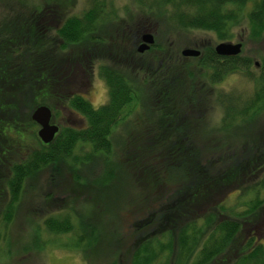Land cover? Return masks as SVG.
Returning <instances> with one entry per match:
<instances>
[{
	"label": "trees",
	"instance_id": "trees-1",
	"mask_svg": "<svg viewBox=\"0 0 264 264\" xmlns=\"http://www.w3.org/2000/svg\"><path fill=\"white\" fill-rule=\"evenodd\" d=\"M135 1L145 6L146 15L142 14L139 22L131 26L121 19L122 26H114L119 17L103 0H90L91 6L81 14L71 12V4L65 7L59 0H38L28 9V2L21 0L20 7L7 6L8 11L22 10L0 19V203L5 208L2 215L6 221L11 219L16 206L13 204L17 203L26 179L33 170L47 164L65 161L74 165L73 169L80 164L86 170L85 180L96 185L108 183L116 168L117 175L123 178H152L160 182L156 187L159 189L144 204L145 224L130 233L134 251L131 264H158L162 261L156 251L165 249L169 259L175 257L180 264H264V237L259 239L251 231L263 222V217L258 218V209L264 206V134L245 128L237 130L229 120L233 108L242 115L264 108V57L256 66L248 56L219 55L213 44L203 42L191 45L200 50L199 55L185 57L173 51L163 32L164 28L177 35L212 31L219 40L229 39L232 29L241 23L244 6L253 1L246 15L247 38L259 41L264 34V0ZM148 30L153 32L154 42L138 53L136 42ZM253 65L258 69L256 76L251 74ZM191 66L205 69L210 84L234 73L248 76L251 82L254 77V88L244 104L238 100L235 107L230 103L231 96L222 98L226 120L223 121H228L230 127L228 137L238 140V150L233 147L236 144L225 142L218 148L217 153L222 154H202L192 142L191 119L188 111L183 110L198 100ZM94 68L107 87L106 102L97 106L81 91L94 75ZM29 97L27 105L25 100ZM178 97H182L181 103ZM37 104L47 105L52 116L57 106L74 110L85 119V124L60 126L49 143H42L33 134L39 147L32 149L26 160H14L12 150L22 146L23 141L12 132L25 133L28 126L37 125L30 118ZM130 114L135 116L130 126L135 133L128 136L125 145L116 139L115 132L116 127L129 124L133 119ZM141 122L154 127H133ZM152 136L157 141L153 144ZM84 144L90 150L69 161L73 149H82ZM122 146L123 157H113L112 153ZM160 169L166 178H161ZM232 191L237 196L250 191L252 196L229 207L225 202ZM109 208L104 207V212H109ZM77 216L82 235L73 245H63L90 257L92 230ZM43 223L54 236L75 230L68 212L56 211L45 217ZM208 231L203 244L198 236ZM164 237L167 243L162 246ZM94 238L97 240L98 236ZM106 244L104 251L114 253L112 237Z\"/></svg>",
	"mask_w": 264,
	"mask_h": 264
},
{
	"label": "rangeland",
	"instance_id": "rangeland-1",
	"mask_svg": "<svg viewBox=\"0 0 264 264\" xmlns=\"http://www.w3.org/2000/svg\"><path fill=\"white\" fill-rule=\"evenodd\" d=\"M21 1L25 3L28 2V7L26 9L30 8L29 6L31 5L35 6L38 2V0ZM59 1L64 3L65 7L71 4V12L75 14H81L83 11H86V8L91 6L92 2H89L90 0ZM103 1L108 2V6L112 8V13L119 17L115 22H113V20L110 22H113L114 26H122L123 23L120 25L119 19L126 21L124 24L131 26L141 19L142 14L146 15L145 6L141 7L135 0ZM21 5L20 0H0V19L6 14L13 15L14 13H20L19 11L22 10L16 9L15 11H8L7 6L20 7ZM252 6L253 1L246 3L241 12V23L239 26L232 29V35L229 39L219 40L212 31L202 32L195 30L187 34L177 35L173 33L172 30L164 28L163 32L167 41H170L173 51H178L179 53L183 47L199 44L200 42L204 44H213V46L220 41H229L232 43L241 42L242 49L240 54L250 57L251 62L258 64V61L264 57V34L259 41L247 38L249 23L247 22L246 15L247 12L251 10ZM39 25L42 27L40 29H43V22L40 21ZM146 26H148L147 23ZM143 33L144 32L140 35L142 36ZM141 36L139 37V41L136 42V46L142 42L140 41ZM125 45L127 46L128 44L125 43ZM256 66H251V74H253V76L257 75L258 69ZM191 68L190 70H192L194 74L193 79L196 85L195 87L197 88L198 100H200H197L192 107L189 108L186 106V108L183 109L185 112L188 111V116L191 119L189 132L193 139L192 142L197 144L202 154L204 151L222 154L217 152L218 148L221 147L219 145L225 142L230 143V145L236 144L233 147L235 150H238V140L233 137H228L230 127L227 125L228 121L224 122L226 120L223 119L225 109L223 107L222 98L226 95L231 96L233 103H230L234 106L237 104L238 100H240L239 102L243 101L244 104L246 96L251 95L254 88V77L251 82L248 76L234 73L228 75L217 84H210L205 69L195 66H191ZM94 70V75L91 80L84 85L81 91L86 99L94 106H97L106 102L107 87L103 79L99 77L97 68H94ZM30 99L29 97V99L25 100L27 105ZM170 99L172 98H169V101ZM178 100V103H181L182 97H178ZM38 105L40 104L36 106ZM55 110L56 112H53L52 121L54 124L59 125V127L62 125L80 127L85 124V119L74 110L60 106H57ZM229 113V120H231L234 128L237 130L245 128L248 131L256 130L259 131V134H264V108L248 115H242L240 112L236 111L235 108L230 110ZM129 117L133 118L129 121V124L116 127L115 132L117 136L116 139L120 140L121 143L125 142V145L128 136L135 133L134 130L130 131V126L135 116L130 114ZM245 122L246 124L244 125ZM149 126L150 129L154 127L152 124L147 125L145 123L143 124V122L133 127L136 129H145ZM37 130L38 126L36 125L28 126L25 133L19 132V134L15 131L12 132L17 139L23 141L22 146L17 145L15 146L16 148L12 150V159L19 160L26 157V160L31 150L39 147L37 140L33 136V134L36 135ZM138 134H141V132H138ZM18 135H20L19 138L17 137ZM150 138L154 137L152 136ZM141 141L142 140L139 142ZM155 142L157 141L154 138L151 143L153 144ZM147 143L146 141L144 145H147ZM87 145L88 144H84L82 149L75 147L69 161L73 159V156L81 157L83 153L88 152L90 149ZM122 151L123 146L119 151H114L112 156L121 158L123 157ZM149 151L151 150L149 149ZM72 167H74V165L72 166L68 162L56 161L40 167L36 171L33 170L20 191L19 199L16 201L17 203L13 204V206H16L12 209L13 211L11 210V219L8 221H6L2 215V211L3 213L5 211V208L3 209L4 203H0V264H131L133 260H131V255L133 258L134 251L131 241L132 235L130 233L139 230V228L145 224L143 220L147 214L144 210V204L151 193L153 194L156 192V189H159L156 188L160 185L159 180L152 178L135 180L133 178L129 179L127 176L123 178L117 175L119 171L114 168L108 183L104 182L103 184L96 185L92 180H85L86 175L84 172L86 170L84 171L80 164H76L75 169ZM160 171L161 178H166L164 171H162V169H160ZM8 176L9 175H7L6 178ZM51 195L52 200L49 201ZM229 195L230 197L225 204L227 206H232L233 204L235 205L237 201H246L251 198L252 192L246 191L237 196L236 193L232 191ZM61 205L64 207L56 208ZM107 205L110 206L109 212H104L105 210L103 208L107 207ZM238 207L237 209H239ZM262 207L261 210L258 209V218L260 219L263 217V222L251 229V231L253 230V235L257 236L259 239L264 237V206ZM56 211H61V214L65 212L71 214L75 225V230L72 233L69 232L67 234L54 236V234L46 229L43 219L56 213ZM77 214L80 215L81 221L87 224L92 230L91 239L88 243L90 247V249H88L90 257H84L82 251L64 247L63 245L65 243L73 245L78 236L82 235L79 234L81 228L78 226V220L76 219L78 218ZM138 219H141V221L135 223ZM131 228H134V230ZM209 233L210 231L205 232L202 236H198L201 242L203 240V244L207 241L206 236H208ZM96 236H98L97 240L94 238ZM110 237L113 239V248L115 251L111 254L104 251L107 245L106 242ZM164 238L162 243H160L162 246L167 243V238ZM173 242V248L175 249L176 239H174ZM154 247L156 246L154 245ZM156 253L159 255L160 261H162L157 262L158 264L167 261L168 264H180L177 263L179 260L177 261L175 257L169 259V254L166 249L156 251ZM174 253L176 254V249ZM151 264H156V262L154 261Z\"/></svg>",
	"mask_w": 264,
	"mask_h": 264
},
{
	"label": "water",
	"instance_id": "water-1",
	"mask_svg": "<svg viewBox=\"0 0 264 264\" xmlns=\"http://www.w3.org/2000/svg\"><path fill=\"white\" fill-rule=\"evenodd\" d=\"M142 42L137 46L138 52H143L153 43L154 38L151 32H144L141 36ZM241 44L230 42H219L215 45L214 50L217 54L223 56L237 55L240 51ZM199 51L194 48H184L181 54L184 56H196ZM51 111L46 105L37 106L30 115V118L38 124L37 136L42 143H49L58 130L56 124L50 122Z\"/></svg>",
	"mask_w": 264,
	"mask_h": 264
}]
</instances>
